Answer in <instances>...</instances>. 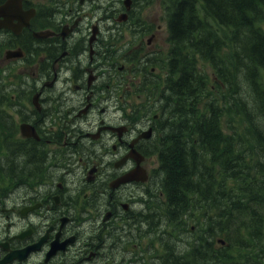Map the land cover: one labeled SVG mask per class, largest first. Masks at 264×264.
I'll return each instance as SVG.
<instances>
[{
    "label": "flooded vegetation",
    "instance_id": "af4514ba",
    "mask_svg": "<svg viewBox=\"0 0 264 264\" xmlns=\"http://www.w3.org/2000/svg\"><path fill=\"white\" fill-rule=\"evenodd\" d=\"M151 1L23 0L30 25L0 29V264H200L163 192Z\"/></svg>",
    "mask_w": 264,
    "mask_h": 264
},
{
    "label": "trees",
    "instance_id": "16d2710c",
    "mask_svg": "<svg viewBox=\"0 0 264 264\" xmlns=\"http://www.w3.org/2000/svg\"><path fill=\"white\" fill-rule=\"evenodd\" d=\"M163 2L171 48L158 151L170 211L198 200L214 211L209 231L236 233L232 251L197 246L200 264H264V0Z\"/></svg>",
    "mask_w": 264,
    "mask_h": 264
},
{
    "label": "rangeland",
    "instance_id": "374dc122",
    "mask_svg": "<svg viewBox=\"0 0 264 264\" xmlns=\"http://www.w3.org/2000/svg\"><path fill=\"white\" fill-rule=\"evenodd\" d=\"M160 2V4H159ZM142 18H145L147 21V23L150 24H154L157 28L162 29L161 30V36L163 34H165L166 38L168 36V27H167V16H166V12H165V7H164V3H162V0H152L147 7L144 10V15H141ZM168 43V41H167ZM168 49H169V45H167V53H168ZM120 65L122 64V62H119ZM205 68H207V70L210 71L209 69V65L208 64H204ZM132 68V67H130ZM29 69L28 71H25V74H29ZM17 72L19 73V71L17 70ZM20 74V73H19ZM15 75V74H14ZM14 75H12L11 79L12 81L17 82V78L14 77ZM210 76L213 77L212 72L210 73ZM17 162L21 163V158L18 157L17 158ZM199 221H196L195 223H191V225L194 227L193 230H191V233L194 235V237H196L199 234L198 228L199 230L202 228V226H199ZM199 226V227H198ZM173 235H175V233H173ZM223 236L225 237V234H223ZM172 238H175L174 236H171Z\"/></svg>",
    "mask_w": 264,
    "mask_h": 264
},
{
    "label": "water",
    "instance_id": "95a60500",
    "mask_svg": "<svg viewBox=\"0 0 264 264\" xmlns=\"http://www.w3.org/2000/svg\"><path fill=\"white\" fill-rule=\"evenodd\" d=\"M3 10L0 11V15L1 16H6L7 13H9L10 11L15 12L16 10H20L21 9V3L20 0H10L8 2V4L6 6H4V8H2Z\"/></svg>",
    "mask_w": 264,
    "mask_h": 264
},
{
    "label": "bare ground",
    "instance_id": "6f19581e",
    "mask_svg": "<svg viewBox=\"0 0 264 264\" xmlns=\"http://www.w3.org/2000/svg\"><path fill=\"white\" fill-rule=\"evenodd\" d=\"M103 2V1H102ZM159 4H160V2H159ZM108 12V11H107ZM167 75V74H166ZM173 76H174V74H173ZM150 77V76H149ZM179 77V76H178ZM153 79V78H152ZM154 80V79H153ZM156 80V79H155ZM164 81V80H163ZM163 84H164V82H163ZM164 87H165V85H163ZM165 89V88H164ZM169 92V91H168ZM171 92V91H170ZM195 97V96H194ZM172 102V101H171ZM175 104V103H174ZM173 106V105H172ZM174 107V106H173ZM176 107V106H175ZM167 109V108H166ZM167 110H165V112H166ZM168 111H169V107H168ZM172 112V111H171ZM167 113V112H166ZM173 114V113H172ZM170 115V114H169ZM166 116V115H165ZM171 118V117H170ZM169 118V119H170ZM166 119V118H165ZM171 120H172V118H171ZM170 125V124H169ZM173 126V125H172ZM169 128H170V126H169ZM165 129V128H164ZM171 129V128H170ZM165 130H167V129H165ZM170 131V130H169ZM163 134V133H162ZM165 135V134H164ZM202 164V163H201ZM198 165V164H197ZM201 166V165H200ZM207 176V175H206ZM205 183V182H204ZM191 200V199H190ZM212 205V204H211ZM189 209V208H188ZM174 216V215H173ZM171 218V217H170ZM179 260V259H178ZM176 261V264H184L183 262H179V261ZM181 260V259H180Z\"/></svg>",
    "mask_w": 264,
    "mask_h": 264
}]
</instances>
